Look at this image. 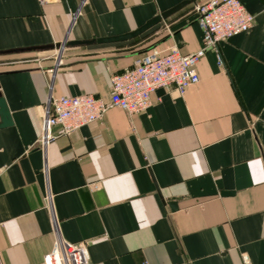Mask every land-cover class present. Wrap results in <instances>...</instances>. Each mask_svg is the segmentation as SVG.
Segmentation results:
<instances>
[{
    "label": "crops",
    "instance_id": "crops-1",
    "mask_svg": "<svg viewBox=\"0 0 264 264\" xmlns=\"http://www.w3.org/2000/svg\"><path fill=\"white\" fill-rule=\"evenodd\" d=\"M182 1L0 0V264H44L56 237L87 264H264V0H239L252 26L205 50L184 92L38 144L50 93L107 100L150 48L200 49L195 3L97 41Z\"/></svg>",
    "mask_w": 264,
    "mask_h": 264
},
{
    "label": "built area",
    "instance_id": "built-area-1",
    "mask_svg": "<svg viewBox=\"0 0 264 264\" xmlns=\"http://www.w3.org/2000/svg\"><path fill=\"white\" fill-rule=\"evenodd\" d=\"M193 9L202 31L200 49L183 54L176 46L150 48L138 55L130 68L110 75V96L107 100L91 94L64 96L50 93L38 144L45 149L57 137L100 120L111 107L130 115L142 112L150 106L151 94L158 88L173 87L179 93L184 92L198 82L196 64L205 50L248 30L254 21V16L245 10L239 0H198ZM54 127L57 128L55 132ZM45 199L49 203V193ZM43 263L87 264L88 261L83 246L56 237Z\"/></svg>",
    "mask_w": 264,
    "mask_h": 264
},
{
    "label": "water",
    "instance_id": "water-1",
    "mask_svg": "<svg viewBox=\"0 0 264 264\" xmlns=\"http://www.w3.org/2000/svg\"><path fill=\"white\" fill-rule=\"evenodd\" d=\"M197 0H184L182 2H180L179 4H176L175 6H173L172 8L161 12L160 14H158L157 16L153 17L152 19L148 20L146 23H144L142 26H140L139 28L135 29L134 31L127 33L125 35L122 36H116V37H108V38H101L99 40H97L98 42H114V41H122V40H126L132 37H135L137 35H139L140 33L144 32L145 30L149 29L150 27L156 25L157 23L163 21L164 19H166L167 17H169L170 15H172L173 13H175L176 11H178L179 9H181L182 7H184L187 4L190 3H195ZM73 43L75 44H79V43H83V42H63L62 44H58L55 47H60L63 45L69 46L72 45ZM53 47V46H51ZM31 50H33V48H31ZM21 50H14V52H19ZM12 121L10 118V114L7 108V105L3 99V97L0 94V128L6 127L11 125ZM170 206H172V208H174V204H171Z\"/></svg>",
    "mask_w": 264,
    "mask_h": 264
},
{
    "label": "rangeland",
    "instance_id": "rangeland-1",
    "mask_svg": "<svg viewBox=\"0 0 264 264\" xmlns=\"http://www.w3.org/2000/svg\"><path fill=\"white\" fill-rule=\"evenodd\" d=\"M192 11L194 12V9L192 8ZM195 13V12H194ZM167 33H168V31H169V29L167 28V27H165V29H164Z\"/></svg>",
    "mask_w": 264,
    "mask_h": 264
}]
</instances>
